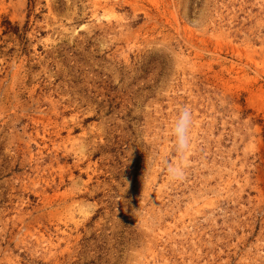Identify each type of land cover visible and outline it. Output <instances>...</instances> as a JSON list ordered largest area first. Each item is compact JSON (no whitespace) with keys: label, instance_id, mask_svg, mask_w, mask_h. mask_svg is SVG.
<instances>
[{"label":"rangeland","instance_id":"1","mask_svg":"<svg viewBox=\"0 0 264 264\" xmlns=\"http://www.w3.org/2000/svg\"><path fill=\"white\" fill-rule=\"evenodd\" d=\"M0 264H264V0H0Z\"/></svg>","mask_w":264,"mask_h":264},{"label":"clouds","instance_id":"2","mask_svg":"<svg viewBox=\"0 0 264 264\" xmlns=\"http://www.w3.org/2000/svg\"><path fill=\"white\" fill-rule=\"evenodd\" d=\"M193 127L194 117L191 108L187 105L179 107L170 128V135L173 138L176 151L175 162L167 164V175L170 181H183L185 179L188 155L192 148Z\"/></svg>","mask_w":264,"mask_h":264}]
</instances>
